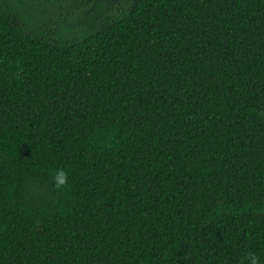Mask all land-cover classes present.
Listing matches in <instances>:
<instances>
[{"label":"trees","instance_id":"trees-1","mask_svg":"<svg viewBox=\"0 0 264 264\" xmlns=\"http://www.w3.org/2000/svg\"><path fill=\"white\" fill-rule=\"evenodd\" d=\"M93 1L0 0V264H264V0Z\"/></svg>","mask_w":264,"mask_h":264},{"label":"flooded vegetation","instance_id":"flooded-vegetation-1","mask_svg":"<svg viewBox=\"0 0 264 264\" xmlns=\"http://www.w3.org/2000/svg\"><path fill=\"white\" fill-rule=\"evenodd\" d=\"M97 0H94L93 2H92V4L89 6V7H86V8H84L82 11H83V13H85V15H86V13H90V12H95V11H97V9H95V5H94V3L96 2ZM107 1V2H106ZM106 1H104L107 5L108 4H110L113 0H106ZM120 1H122V0H120ZM85 2H90V0H85ZM102 11V10H101ZM100 11V13H101V16H102V12ZM81 16H83V15H77V17H81ZM92 18H93V16H91ZM87 19H85V21H86Z\"/></svg>","mask_w":264,"mask_h":264},{"label":"clouds","instance_id":"clouds-1","mask_svg":"<svg viewBox=\"0 0 264 264\" xmlns=\"http://www.w3.org/2000/svg\"><path fill=\"white\" fill-rule=\"evenodd\" d=\"M65 175H66V173L64 172L63 169H60V170L57 171V183L58 184L64 182ZM250 260H251V264H256L254 256H251Z\"/></svg>","mask_w":264,"mask_h":264}]
</instances>
